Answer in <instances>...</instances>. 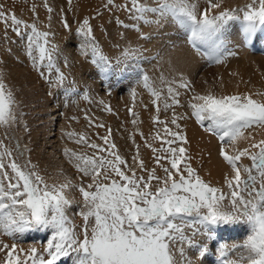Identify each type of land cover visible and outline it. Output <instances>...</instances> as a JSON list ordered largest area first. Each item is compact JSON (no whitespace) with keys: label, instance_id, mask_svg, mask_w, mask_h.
<instances>
[{"label":"snow or ice","instance_id":"snow-or-ice-1","mask_svg":"<svg viewBox=\"0 0 264 264\" xmlns=\"http://www.w3.org/2000/svg\"><path fill=\"white\" fill-rule=\"evenodd\" d=\"M154 2L155 6H150L146 0H106L103 7L115 16L118 27L137 32L139 22L151 24L170 18L186 33L187 43L198 53L201 47L206 49L208 59L216 64L236 55L227 35L230 21L240 22L239 36L245 45L264 27V0H249L233 8H221L223 0H207L203 10L193 0ZM67 4L59 15L62 27L70 31L67 12L71 11L72 0ZM42 6L51 21L56 10L48 0H43ZM30 10L34 17L31 23L0 5L4 39L10 41L9 31L13 33L16 41L12 42H18L33 68L46 79L45 72L51 75L55 69L56 78L49 83L61 87L66 76L56 63L60 49L51 39L54 34L39 29L35 4ZM121 11L134 23H124L116 15ZM150 15L157 20L149 19ZM75 32L81 38L79 55L85 60L90 57L101 73L111 71L114 65L102 53L90 18L78 21ZM140 56V49L129 45L116 58V64ZM138 82L156 107L153 124L163 126V134L157 130L151 137L161 142L159 148L140 134L144 146L151 149L156 167L147 166L140 157V145L131 135L136 153L129 163L111 142V130L109 135L99 137L107 147L91 142L83 132H68L70 140L91 149L92 154L65 148V156L79 174V183L68 176L49 183L31 161L20 163L24 151L14 130L23 126L27 131V126L23 125L17 94L0 76V127L5 133L0 138V237L11 240L0 239V264H58L63 257H72L73 264H201L212 251L217 232L241 223L248 226L249 234L241 244L218 243L217 264H264V139L257 141L251 132L245 135L248 129H264V98L257 100L249 93L216 95L210 90L201 94L183 73L178 80L163 74L152 80L141 73ZM74 83L68 89L73 93ZM181 89L188 97L185 103L180 99ZM132 96L135 98V90ZM158 102L165 112L172 110L170 119L159 118ZM104 107L112 111L110 106ZM177 107L185 110L177 112ZM128 112L136 117L132 108ZM181 121H193L220 142L218 155L227 167L226 191L206 182L188 162V139ZM241 140L248 141L249 146L237 148ZM12 141H16L14 146H10ZM242 158H247L250 165ZM73 190L79 193V201L70 198ZM74 203L80 206L79 227L67 215ZM49 229L51 236L42 249L19 247L26 233ZM192 251L195 258L189 255Z\"/></svg>","mask_w":264,"mask_h":264},{"label":"rangeland","instance_id":"rangeland-1","mask_svg":"<svg viewBox=\"0 0 264 264\" xmlns=\"http://www.w3.org/2000/svg\"><path fill=\"white\" fill-rule=\"evenodd\" d=\"M105 2L106 0H72L71 11L67 12V20L71 25V30L69 31L62 27L59 15L62 4L65 5L63 8H68L67 0H48V3L56 10L52 14L51 21H49L48 14L42 6L43 0H0V5L4 6L10 11H14L19 18H22L29 23L33 22L34 19L33 13L30 9L32 4H35L37 6V24L39 29L42 31L52 32L54 35L51 37V39L53 38L52 41L54 43H58V48L62 42H68L64 40L65 38L74 37L72 40V43H74L73 47L78 53L81 38L76 35L75 29L78 27V21L85 17H89L90 23L94 28L95 39L99 44L102 53L111 60L114 67L111 71L104 75L96 65L90 62V57L89 60H85L84 57H81L82 61H74V64L77 68L76 74L80 78L82 70H87L89 67L93 68L94 74L92 73L91 77L94 79L92 80H98L103 84L102 85L99 83V85H101V89L99 88L98 90H101L102 92L101 97H98L100 100H97L98 98H96L93 94H88L86 99L85 93L77 92L81 86L79 83L77 85L76 81L73 80L74 78L72 79V75H70L72 74L70 68L68 67L70 57L65 54L64 51L59 52L56 63L59 66L60 71L66 76V80L64 85L61 87L51 85L49 83V79L53 81L55 80V69H53L51 75H49L47 71L45 72V76H47L48 79L42 77L40 73H38L35 68H33L31 61L27 58V56L22 51H20L18 42H12L16 41L15 35L9 31L11 40L6 41L4 39V27L2 24H0V66L2 61V53L7 52V55L11 54L10 45L16 47V49L18 48L17 51L20 55L18 61L20 62L19 65L27 64L29 66V69L33 75L39 78L40 81H43L44 85H46L45 89L47 90L49 97H52L53 99H61L65 103H71H68L69 105H64L62 102H56L57 108H59L61 111H66L67 114L66 120L68 128L66 131L63 130L62 133H60L61 135H65L66 132H75L77 134L83 132L91 142H96L104 147H107L104 145V142L99 139V137L109 135V130H111V142H114L117 145V150L125 156L129 163H131V157L136 153V148L134 147L132 140L129 139V136L131 135L136 144L140 145L139 154L140 157L145 160L147 166L149 168L156 167L152 160L151 149L144 146L145 141L141 139L140 134L142 133L143 136L148 139L149 143H152L153 146L159 148L161 142L153 141L151 137L155 135L157 130L161 131V134H163V126L158 124L154 125L152 122V116L156 115V107L152 105V97L149 95L147 90L144 89L142 84L138 82L141 73L147 74L152 80H157L162 74L168 79L176 77L178 80L179 74L183 73L187 80L191 82L192 88L201 94H205L208 91V85H215L216 83L217 84L215 86L213 85L216 89H210V91L213 90L212 92H214L216 95H232L240 93L234 92L232 94H228L223 93L221 90H217V86H220V84L214 80V78L218 79L217 75L219 74V70L214 69L216 63L208 59L206 49L201 47L199 53L194 50L187 43L186 33L170 18L151 24L139 22V32L133 29H124L116 25L115 16H113L107 9L103 7ZM124 2L125 0H116V3ZM142 2H144V0H142ZM146 2L150 6H155L154 0H146ZM193 2L197 3L199 9L201 10H203L207 4V0H193ZM248 2L249 0H223L221 8L239 7L247 4ZM97 10H99V15H97ZM213 11L215 12L217 10ZM116 15H118L124 23H134L133 21L129 20L128 14L126 12L121 11L116 13ZM149 19L156 21L157 17L150 15ZM240 28L241 24L239 21L229 22L227 35L231 41L230 47L233 49V51H235L234 43L230 37H238L239 41L241 42L239 36ZM141 35L147 38H141ZM251 43L252 47L250 51H253L254 58L253 64L246 72V77L249 78L250 83L248 87L245 88L248 89L246 92H249V94L252 91L251 95L254 99L260 100L264 98V96L258 95L264 94V85L262 81L264 78V27L258 30ZM129 45H131L133 48L140 49L141 56L138 59L123 61L120 64H116V58L119 57L123 49ZM244 46L247 49L248 43L246 45L244 44ZM166 51L174 52L176 57L173 55L169 57L168 54H171V52L166 53ZM178 54H180V56H178ZM15 56L13 55V60L16 58ZM230 57H227L218 66H226L230 60ZM65 58H67V66H65ZM15 60H17V58ZM165 64L171 65V67H168ZM125 67L130 69L129 79L126 81H121L122 77L120 76H122L123 71L120 69H124ZM100 75L105 77L102 78ZM0 76H4V72L1 69ZM5 80V83L12 87L17 94V88L10 82H7V79ZM92 80L86 84L85 89H87V86L93 88L91 85L93 82ZM73 81H75L74 87L76 86V91L74 93L68 91V89L73 87ZM110 84L114 85L115 88L109 89L111 86ZM120 85H123L124 87L120 88ZM114 89L118 91L117 96L125 94L127 97V101L124 103L125 106H123L126 111L125 114L120 111V108L117 106L118 103L115 105L109 104V93ZM133 90L136 92L135 98L132 96ZM180 91L181 102L185 103L188 97L183 89ZM246 92H242V94ZM163 95H167L166 90L163 92ZM100 101H103L104 103L101 104ZM105 104L110 106L112 109L111 112L105 109ZM158 106L160 107L159 118L162 120L170 119L172 110L165 112L161 102H158ZM128 108L133 109V111L136 113V117L129 115ZM184 110L185 109L183 107H177L176 109L177 112H183ZM133 119H136L135 125L132 124ZM141 121L144 125L143 129L139 127ZM180 123L182 125L184 134H187L185 127L187 121H181ZM98 124H102L103 127H96L95 125ZM82 125H85V127L81 128ZM69 129H71V131H68ZM255 130H258V128H253L250 131ZM20 132V128L18 130H14V135L18 139L21 149L24 151V156L20 160V163L23 164L25 161H31V164L35 165L40 170L41 175L45 176L49 183L54 182L57 180V178L62 179L63 176H68L75 183H79V174L77 173L74 165L69 161L68 157L65 156L64 149L69 148L76 151H87L89 155L92 154L91 149H87L86 146L77 145L74 140H70L64 136H62L61 139V135H59L62 144L60 152L65 159L61 167H53L52 172H50V168L46 165V162L43 159L39 161V156L35 157L32 155V151L30 149L31 147L25 142L24 138H18L20 137L18 136V134H21ZM4 134V129L0 127V138H3ZM206 134L209 135L208 133ZM62 140L68 141L69 146H65ZM210 141L211 140H206L205 143H199V146L202 148V150H199L196 147L190 148L189 144L185 145V147L188 149L187 155L190 157L188 162L193 168L197 170L198 174L206 182H209L212 186L222 188L226 191L227 189L224 186V182L221 184L218 182H213L207 177L203 176L202 173L204 163L207 160L205 157L204 146L206 144L210 146ZM216 141L219 142L218 140ZM15 142L16 141H12L10 146H14ZM5 143H9V141L5 140ZM208 151L209 153L213 151L211 146ZM242 162L249 165L251 163L249 160H247V158H242ZM64 165L71 169L70 173H65L63 171ZM157 171L159 175H163L159 169H157ZM69 196L70 198L75 197L77 201L80 200L79 193L75 190L69 193ZM79 210V204L74 203L67 211V215L78 227L81 225V217L77 215ZM248 234L249 228L243 223L219 230L217 232L216 242L211 245L212 251H210L206 257L202 258L201 264H217V254L215 252V248L218 243H225L228 245L241 244ZM50 236V229L30 231L26 233L25 236L20 240L19 247L27 249L30 246H36L38 249H42L43 246L47 244ZM0 239H5L6 242L11 243V240L8 238L0 237ZM189 255L195 258L196 253L195 251H192L189 253ZM58 264H73L72 257H63L60 261H58Z\"/></svg>","mask_w":264,"mask_h":264},{"label":"bare ground","instance_id":"bare-ground-1","mask_svg":"<svg viewBox=\"0 0 264 264\" xmlns=\"http://www.w3.org/2000/svg\"><path fill=\"white\" fill-rule=\"evenodd\" d=\"M64 6L65 5L62 4L61 7ZM73 38L74 37L65 38L64 40L68 42H62V44L59 45V48L61 49L60 51H64L65 54L70 57L68 67L70 68L72 74H70L71 72L69 70L68 71L70 73H68L72 75V79L74 78L73 80L76 81L77 85L79 83L81 86L79 88L80 91L78 90L77 92L87 93V95L93 94L96 98L101 97L102 92L98 89H101V85H99V83H102L98 80H92L94 79L91 77L93 68L89 67L87 70H82L81 78L76 74L77 68L74 64V61L82 60L79 53L76 52V49L73 47ZM230 39L234 43L236 55L230 57V60L228 62L229 64L227 63L224 67H220L218 66L219 64H215L214 69H218L219 74L217 75L218 79L214 78V80L220 84V86H217V90H221L223 93L228 94H232L234 92L242 94V92H246L248 90L245 87H248L250 83L249 78L246 77V72L253 64L254 53L253 51H250L252 43H248L246 49L244 44L239 41L238 37H230ZM10 48L11 54L7 55V52L2 53L0 69L4 72V80L7 79V82H10L17 88V98L20 101V109L23 112V125L27 126V131L24 130L23 126L20 127L21 134H18V136H20L18 138H24L25 142L31 147L30 149L32 151V155L35 157L39 156V161L43 159L46 162V165L50 168V172H52L53 167H61L63 164L65 158L60 152L62 147L61 139L62 136L68 138V136L66 135L67 132L65 135L60 134L63 130L66 131V129L68 128L66 120L67 114L66 111H61L59 108H57L56 102H62L64 105L68 104L69 102L65 103L61 99H53L52 97L50 98L49 94H47V90L45 89L46 85H44L43 81H40L39 78L33 75L31 70L29 69V66L27 64L19 65L20 62L18 61L20 55L17 51L18 48L16 49V47H13L12 45H10ZM168 52H171V54H168L169 57H171V55L175 56L174 52L166 51V53ZM13 55H16L15 57L17 58V60H15L16 58L13 60ZM178 56H180V54H178ZM165 65L171 67V65ZM129 70L130 69H127V67L122 70V76H120L122 77V80L120 79L121 81H126L127 79H129ZM101 77L104 78L105 76ZM91 80L93 81L92 83L90 82L93 88L87 86V89H85L86 84ZM262 81L264 85V78L262 79ZM110 85L111 86L109 89L115 88L114 85ZM213 85H208L207 90L209 91L211 88H215V85ZM123 87V85H120V88ZM251 93L252 91L250 92V94ZM117 94L118 91L116 89L109 93V104L115 105L116 103H118L117 106L120 108V111L125 114L126 111L123 106H125L124 103H126L127 97L125 96V94H121L119 96H117ZM97 100H100V98H98ZM83 127H85V125L81 126V128ZM139 127L143 129L144 125L142 121ZM185 127L187 132V134H185L188 137V144L190 145V148L196 147L199 150H202V148L199 146V143H205L206 140H211L209 142L210 146L213 149L211 153H209L208 151L210 146L207 144L204 146L205 157L207 158V160L204 163L202 173L203 176L207 177L213 182H218L219 184L223 183L227 167L223 159L218 155L219 142L216 141L217 139L207 135L203 131V129L196 125L193 121H187ZM250 130L251 129L245 131L246 136L249 132H251L257 141L260 139H264V129H258L255 131ZM68 131H71V129H69ZM59 135H61V139L59 138ZM63 144H65V146H69L68 141H63ZM248 146V141L241 140L236 147L243 148ZM63 171L65 173H70L71 169L68 166L64 165Z\"/></svg>","mask_w":264,"mask_h":264}]
</instances>
